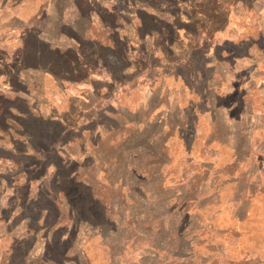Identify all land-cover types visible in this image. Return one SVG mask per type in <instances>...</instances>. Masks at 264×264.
Listing matches in <instances>:
<instances>
[{
    "label": "rangeland",
    "instance_id": "rangeland-1",
    "mask_svg": "<svg viewBox=\"0 0 264 264\" xmlns=\"http://www.w3.org/2000/svg\"><path fill=\"white\" fill-rule=\"evenodd\" d=\"M55 1L54 10L46 0H25L18 5L21 11L11 13L26 23L23 38L29 47L42 53L36 57L32 52L27 64L20 61L21 50L14 52L19 38L13 27L3 30L6 17L0 24L8 60L0 69V264H75L77 252L84 249L94 264L108 259L97 238L75 237L83 230L82 206L91 202L92 176L87 172L98 182L103 178L99 163L90 167L88 154L104 159L118 154H112L113 144L122 135L106 133L118 127L111 118L112 106L121 105L127 114L128 109L138 122L148 109L160 107L165 113L164 106L175 101L192 106L199 101L193 93L206 91L216 68L225 81L220 85L223 95L216 99L228 109L225 132L246 114L249 100V130L263 126L264 0ZM51 11L60 17L61 35L47 28ZM82 23L90 25L87 33L79 30ZM44 43L62 44L64 51ZM159 87V94L152 96ZM146 100L149 106L139 110ZM198 125L204 136L199 143H205L203 117ZM192 133L188 122L174 138L169 157L176 175L182 176L186 167L179 160ZM125 148L131 151L133 143ZM245 148L255 160L240 162L234 181L248 177L253 168L252 179L261 182L251 198L246 194L249 199L241 213L238 201L244 199L246 185L240 183L236 190L234 184L219 186L226 177L222 175L215 184V190L221 188L219 197L211 190L198 191L181 223L182 228L196 229L193 251L186 252L189 264L199 259L205 264H264V133ZM202 149L198 144L188 154L193 165L207 162L218 168L232 159V153L215 142L207 148L208 155H202ZM128 178L133 185L134 179ZM165 180L170 185L177 178L169 172ZM101 193L106 199L113 194ZM120 193L115 194L118 202ZM176 207L174 203L171 210Z\"/></svg>",
    "mask_w": 264,
    "mask_h": 264
},
{
    "label": "trees",
    "instance_id": "trees-1",
    "mask_svg": "<svg viewBox=\"0 0 264 264\" xmlns=\"http://www.w3.org/2000/svg\"><path fill=\"white\" fill-rule=\"evenodd\" d=\"M24 2L25 0H0V24L2 18L6 17L3 20L5 21L3 30L7 31L10 26L13 27L16 36L19 38L14 52L17 50L18 53L21 50L18 53L21 55L20 61L27 64L26 61H30L34 56H42V53L29 47L25 41V36L23 38L24 31L27 30L26 23L18 18L16 14L11 15L15 10L21 11V9L18 10V5L21 6ZM46 2L51 4V7L52 5L55 7L57 1L46 0ZM13 4L16 5L14 9H12ZM74 4H77V0ZM53 9L55 10V8ZM50 13L49 20L46 21L47 28L56 35L57 33L61 35L60 17L56 19V12L52 13L51 11ZM75 13L77 14L76 20L80 21L81 17L77 12ZM261 25L264 26V23H261ZM35 26L36 24L34 28ZM68 27L72 30V26L69 25ZM89 27L90 25L86 26L82 23L79 30L82 33H87ZM38 32L39 28L33 34L36 35ZM29 33L27 32L25 35ZM0 35L2 36V33ZM1 42L2 40H0V69H4L8 60L5 56L6 50L2 49ZM37 43L41 45L43 42ZM44 44L54 50H59L61 53L64 51V45L62 44ZM32 52L37 53H34V56L30 59L29 56L33 55ZM215 70L207 81L206 91L201 89L199 93L196 91L193 93L199 101L197 102V99H195L192 106L181 107L180 102L175 101L170 107L169 105L164 106L166 108L165 113L159 111L160 107H155L152 111L148 109L141 116L139 122L129 117L132 112L128 109H125L128 112L127 114L120 109L121 105H117L118 107L116 105L112 106L114 113L111 114V118L116 120L118 127L107 128L106 133L111 131L112 135L115 133L122 135V139L113 144L112 154L115 152H118V154L114 159H104L95 153L93 155L88 154L93 163L90 167L95 169L96 166L100 165L99 168L103 169V178L99 179L98 182L94 179L95 176L92 171L87 172L92 176L88 177L91 183L88 186L91 202L82 206L86 215L84 221H80L79 225H83V230L81 233L78 232L75 237L78 240L81 238L83 241L84 239H98L99 247L106 251L108 258L103 259L101 264H189L186 252L193 251V241L197 237L196 229L194 227L188 229V226L182 228L181 223L185 212L190 209L189 204L194 203L193 199H195L198 191L211 190L214 195L219 197L221 188L219 190L215 189L221 185L234 184L235 190L238 184L241 185L240 183L246 185L244 195L246 200L241 199L238 201L241 207V209H238L239 213L242 212V208L247 204L248 199L253 196L256 184L261 182V178L258 181L252 179L254 178L253 168L248 171V177H238L236 182L233 177L240 162L246 160L254 163L255 156L250 157L245 146L253 142L255 138L257 140L259 133H264V110L259 115L260 123L263 126L259 127L261 126L259 125L258 128L249 130L250 120L249 117H246L247 113L250 114L252 107L249 100L244 112L246 114L239 119H234L237 124L232 125V130H228L226 133L225 126L229 124L230 120L228 109L216 103L218 96L223 95L220 85L222 86L225 82L224 75L216 68ZM159 90L160 87L153 90L152 93L157 92L153 93L152 96H157ZM246 96L248 97V94ZM147 106H149L148 100L141 105L139 110H143ZM176 112L178 117H176ZM149 116H153L152 119ZM201 117L204 119L208 132L205 135V143H199L204 137L200 135L202 132L198 125V119ZM188 122H190L193 135L192 140L185 144L183 158L179 160L186 166L183 167L182 176H179L175 174L176 170H172V160L169 157V152L174 146L176 134L184 129L186 130ZM244 125L246 128L242 130ZM148 127L152 130H148ZM242 134H246V136ZM181 140L183 141L182 138ZM131 142L133 148L131 151H127L125 146H128ZM213 142L217 143L218 148H225V150L232 153V159L218 168L214 166L215 163L207 162L202 163L201 166L193 165V159L188 155L192 154V149L198 144H203L201 154L208 155L206 150ZM169 172L173 173L177 181L166 185L164 182L166 176H169ZM201 172L204 173L200 175ZM209 174L211 176L210 181ZM222 175L226 176L225 180L219 183V186H216L215 184ZM128 177L134 179L135 183L133 185L128 183L130 182ZM182 180L187 181L181 183ZM95 181L100 183V189L95 187ZM102 190L113 192L110 199L105 198V195L101 193ZM118 192L122 194L120 202L115 197ZM246 194L249 195V198ZM174 203L177 207L175 211H172L171 208ZM209 205L206 204L201 209L198 208L197 213L200 210L203 211ZM64 213L67 216L66 209ZM72 214L74 213L72 212ZM178 221H180L181 226L178 225ZM194 226L198 227L197 224ZM89 234H93L91 235L92 238H86ZM75 260V264H94L86 249L77 252ZM195 264H205V262L199 259Z\"/></svg>",
    "mask_w": 264,
    "mask_h": 264
}]
</instances>
